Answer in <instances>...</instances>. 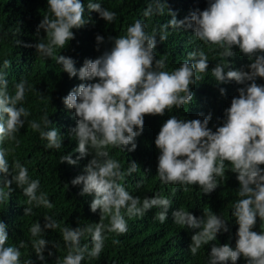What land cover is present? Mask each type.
<instances>
[{"label": "clouds", "instance_id": "obj_1", "mask_svg": "<svg viewBox=\"0 0 264 264\" xmlns=\"http://www.w3.org/2000/svg\"><path fill=\"white\" fill-rule=\"evenodd\" d=\"M167 0H156L155 11L163 14ZM48 9L52 17L44 16L37 27L38 42L18 46L35 48L40 56L55 59L70 78L79 77L81 83L75 86L63 103L67 109L75 110L76 126L68 135L75 138L78 146L73 152L60 157V163L76 165L80 159L91 156L84 168V174L75 177L71 184L81 186V196H93L91 211L100 212V221L95 224L63 227L62 237L68 253L56 264H82V261L99 258L105 247V232L125 234L128 224L122 209L128 217H143L151 209H160L154 219L163 223L172 201L156 194L145 197L131 195L121 181L126 173L119 161L108 158L109 145L123 146L133 152L137 148L136 138L143 132L145 116H163L173 107L180 109L194 99L190 86L196 85L209 68V60L204 50L192 51L188 59L172 72L164 71L165 61L157 59L155 49L159 42L167 39V28L190 29L195 37L205 44L218 45L223 49L219 55L221 62L216 63L211 72L217 85L235 81L243 85L237 89L239 95L233 97L231 106L224 110L222 126L213 131L209 127L212 114L201 119L185 120L172 115L162 125L155 139L160 151L157 173L164 184H179L187 191V185H198L204 194H210L219 187V180L225 176L227 161L229 171L236 174L239 182L237 200L232 215L238 225L235 247L230 244H211L209 264H237L241 256L246 264H264V85L258 84V78H264V0H208L204 10L191 11L184 19L168 7L171 20L163 25L157 40L156 30L149 34L147 25L137 19L127 28L124 36L109 37L110 50L103 52L95 60L86 59L77 69L76 61L69 56H54L56 47L64 48L75 38L73 29H80L89 23L84 19L85 5L82 0H48ZM88 12H97L100 18L113 22L116 13L102 7L100 3L87 4ZM153 7L145 11L148 16ZM46 33V41L40 38V31ZM97 51L105 40L96 36ZM250 61L243 68L234 69L230 57L237 55L235 49ZM3 67H11V61L3 60ZM247 69V70H245ZM31 90L27 80L21 79L15 84V92L8 90L6 73L0 72V144L15 141L17 133L29 126L39 132L46 140V149H60L64 135L58 128L50 127L53 122L45 114L41 122L28 121L29 111L23 106L25 94ZM221 95L226 89L220 88ZM203 115V114H200ZM43 125V127H42ZM131 145L130 148L128 146ZM15 149L0 147V203L6 202L15 191L13 184L27 197V204L52 208L53 205L40 189L39 179L32 180L26 166L19 160L7 159ZM78 153L76 159L73 154ZM138 164L133 161L127 174L137 171ZM7 189V191H5ZM32 212L31 207L24 209V215ZM110 218L108 225L103 223ZM173 222L195 230L191 236L189 250L193 256L198 249L216 241L220 233L230 231L228 221L216 213L204 210L197 218L183 207L172 212ZM30 228L33 237L40 236L48 229L59 227L51 217L44 218ZM260 222V232L254 229ZM90 234L92 247L81 246V238ZM7 225L0 220V264H21V248L8 245ZM53 242L40 238L33 240L32 246L37 259L46 261L44 255L53 253L48 244ZM118 244L119 240H113ZM23 264H33L25 260Z\"/></svg>", "mask_w": 264, "mask_h": 264}, {"label": "trees", "instance_id": "obj_2", "mask_svg": "<svg viewBox=\"0 0 264 264\" xmlns=\"http://www.w3.org/2000/svg\"><path fill=\"white\" fill-rule=\"evenodd\" d=\"M89 2L90 0H82L86 9L84 19L89 23L80 29H73L75 38L64 48L54 49V56L72 57L76 61L77 69L83 66L86 59L95 60L104 51L110 50L113 45L108 38L126 35L127 28L137 19L147 25L146 31L149 34L155 29L159 41L160 29L172 18L168 7L177 14L179 20L184 19L191 11L204 10L208 7V0H167L168 7L165 6L163 14H160L155 11L156 0H91L116 13L115 20L107 22L100 18L97 12L87 11ZM160 2L163 3L164 0ZM149 5L153 7V13L145 16L144 13ZM44 16L52 17L48 9V0H0V72L6 73L8 90L14 94L15 84L21 79L27 80L31 85V90L26 92L23 101V106L30 113L27 120L41 122L42 117L47 114L53 122L50 127L58 128L64 135L63 146L60 149H46L47 141L42 140L39 132L33 130L26 122L24 128L16 134L18 146L15 141L0 144V147L15 149L14 153L7 157L9 163L15 159L26 166L30 178L40 181L38 194L43 192L53 205L52 208L28 205L27 197L15 184L12 185L15 191L11 193L9 199L0 203V220L7 225L9 234L7 244L19 247L20 241L25 243V247L20 249L21 264L25 260H32L33 264H56L58 258L62 260L68 253L61 232L63 227L76 228L79 225L95 224L100 221L99 210L93 213L90 208L93 196H81L79 193L82 185L71 184L75 177L84 174V168L92 157L82 158L76 165L60 163L62 155L73 152L78 146L75 138L68 135L70 129L76 126L75 110L66 108L63 97H66L75 86L90 81H81L78 76L70 78L55 59L40 56L35 48L23 46L38 42L36 31ZM167 33V39L159 42L155 49L156 58L165 61L164 71L172 72L179 68L182 62L188 59V54L194 50L202 49L208 56V70L198 73L201 80L196 85L190 86L194 93L193 101L180 109L173 107L166 110L163 116L146 115L143 132L136 138L135 151L129 152L123 146L111 145L106 150L109 153L108 158L119 161L121 169L126 173L121 183L131 195L139 196L142 202L145 197L159 194L172 201V208L169 209L163 223L154 219L160 209H151L143 217H128L122 209L128 231L125 234L105 232L107 237L105 247L99 258L86 257L82 264H209L212 243L230 244L235 247L238 225L232 213L235 203L240 198L237 195L239 182L236 174L229 171L231 165L225 162V176L223 180L218 178L219 187L210 194H204L203 189L198 185H187L185 191L179 184H164L157 173L160 151L155 145V139L162 125L172 115L185 120H202L211 113L212 120L209 127L215 131L216 127L222 126L225 119L224 110L231 106L232 98L239 95L237 89L243 85L235 81L216 84L217 81L211 70L222 60L219 53L223 49L218 45L205 44L198 40L190 29H174L169 26ZM98 34L105 40L100 45L99 51L96 41ZM40 38L46 41L44 30L40 31ZM17 40L22 41L23 45L18 46ZM235 51L237 55L229 58L234 69L243 68L250 63L238 48ZM4 59L11 61V67H3ZM256 82L264 85V78H258ZM220 88L226 89V95H221ZM130 147L131 145L128 146ZM78 155L74 153L73 159ZM133 161L139 165L137 171L127 174ZM26 207L32 208V212L28 215H24ZM181 207L185 211L192 212L197 218L204 215L205 209L216 213L228 221L230 231L218 234L216 241L202 246L193 256L189 245L195 230L173 222L172 212ZM46 216L55 220L59 227L48 229L40 236L33 237L30 228L36 223H40L43 227ZM109 222L110 218L106 216L103 223L108 225ZM254 230L261 231L259 220ZM40 238L57 245L53 248L51 243L48 244V250L53 255L48 256V251H45L46 261L37 259L32 246L33 240ZM113 240H119V243L114 244ZM80 243L81 246L87 244L91 249V235L85 234ZM237 264H246L243 256Z\"/></svg>", "mask_w": 264, "mask_h": 264}]
</instances>
